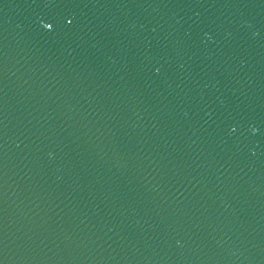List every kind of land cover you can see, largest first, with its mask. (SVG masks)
I'll return each mask as SVG.
<instances>
[{
	"label": "water",
	"instance_id": "obj_1",
	"mask_svg": "<svg viewBox=\"0 0 264 264\" xmlns=\"http://www.w3.org/2000/svg\"><path fill=\"white\" fill-rule=\"evenodd\" d=\"M0 264H264V0H0Z\"/></svg>",
	"mask_w": 264,
	"mask_h": 264
},
{
	"label": "snow or ice",
	"instance_id": "obj_2",
	"mask_svg": "<svg viewBox=\"0 0 264 264\" xmlns=\"http://www.w3.org/2000/svg\"><path fill=\"white\" fill-rule=\"evenodd\" d=\"M40 23L47 30H52L54 28V24L52 22H45V21L41 20ZM67 23L68 24H71L72 21L71 20H68Z\"/></svg>",
	"mask_w": 264,
	"mask_h": 264
}]
</instances>
